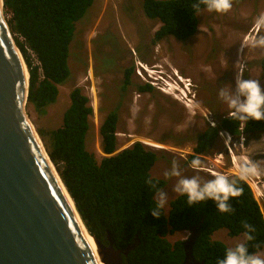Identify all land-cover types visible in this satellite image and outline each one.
<instances>
[{
    "label": "trees",
    "instance_id": "1",
    "mask_svg": "<svg viewBox=\"0 0 264 264\" xmlns=\"http://www.w3.org/2000/svg\"><path fill=\"white\" fill-rule=\"evenodd\" d=\"M94 1L4 0L10 30L30 75L27 107L38 116L57 102L59 86L71 79L69 60L77 22ZM242 1L233 0V3ZM196 2L142 0L144 15L161 24L153 42L170 37L183 42L191 39L198 31V16L206 9L201 5L199 12L194 10L192 4ZM109 63L114 65L115 62L110 60ZM261 66L264 71V57ZM131 83L126 73L121 88L126 89ZM139 91L152 92L153 87L145 84L139 86ZM92 115L89 97L81 88H75L70 93L62 125L48 131L38 128L37 133L91 236L108 246L110 235L116 250H125L138 240L128 256H123L126 264H183V241L171 243L168 236L189 232L193 227H200L193 248L194 258L204 264H219L228 247L214 240L213 235L223 228L231 237L244 234V221L256 229L252 233L255 241L249 242V254L264 249L253 247V244L264 245V210L247 181H238L242 195L230 200L232 213H221L212 200L188 206L187 197L179 195L170 203L168 215L162 214L157 219L150 210L155 204L156 191L146 181L151 179L162 190L167 185L165 180L151 174L158 154L141 142L117 153L118 113L113 110L99 130L105 156L98 160L86 148ZM220 132L233 138L259 139L264 136V121L246 122L228 116L223 117L216 128L209 126L197 136H186L187 141L196 143L190 161L207 153Z\"/></svg>",
    "mask_w": 264,
    "mask_h": 264
},
{
    "label": "rangeland",
    "instance_id": "2",
    "mask_svg": "<svg viewBox=\"0 0 264 264\" xmlns=\"http://www.w3.org/2000/svg\"><path fill=\"white\" fill-rule=\"evenodd\" d=\"M261 13L264 0L233 3L232 10L224 14L205 9L198 16V31L191 39L183 42L170 37L155 44L154 35L161 24L144 15L142 0H95L77 22L69 60L71 79L59 86L57 102L42 116L26 105L29 120L36 131L59 127L70 104V93L81 88L93 107L86 148L101 160L105 155L99 130L107 113L119 103L115 93L123 84L125 56L135 52L139 58L135 68L141 76L135 74L133 81L137 86L150 84L153 91L138 96L135 85L129 91L135 95L127 101L122 99L117 153L141 142L158 154L152 176L167 182L163 190L168 195L169 213L170 203L180 195L173 191L180 178L195 176L206 182L218 174L238 176L240 157L264 162V136L228 138L226 132H220L208 152L198 156L200 166L193 168L189 158L196 143L185 138L197 136L209 126L216 128L223 117H228L230 109L219 98V91L228 85L235 91L237 63H245V79H259L264 88V49L242 48L246 39L264 35V29H256L254 23ZM5 16L9 18V14ZM173 160L181 177L164 175L171 170ZM247 182L264 210V173ZM188 236V231L178 232L168 240L185 241ZM213 239L228 248L245 242L244 234L231 237L224 228Z\"/></svg>",
    "mask_w": 264,
    "mask_h": 264
},
{
    "label": "water",
    "instance_id": "3",
    "mask_svg": "<svg viewBox=\"0 0 264 264\" xmlns=\"http://www.w3.org/2000/svg\"><path fill=\"white\" fill-rule=\"evenodd\" d=\"M30 75L0 8V264H126L136 242L116 250L88 232L26 113ZM200 227L183 241L193 256ZM89 239L104 252L98 259Z\"/></svg>",
    "mask_w": 264,
    "mask_h": 264
},
{
    "label": "clouds",
    "instance_id": "4",
    "mask_svg": "<svg viewBox=\"0 0 264 264\" xmlns=\"http://www.w3.org/2000/svg\"><path fill=\"white\" fill-rule=\"evenodd\" d=\"M4 0H0V8L3 7ZM201 5L205 6L209 12L227 13L232 10L233 0H197L192 4V8L200 11ZM256 29H264V13L255 18ZM264 49V35H255L246 39L242 43V48ZM238 71L235 77L236 88L232 90L231 85L222 87L219 91V98L223 101L230 111L228 116L239 121H264V88L261 87L259 79H245L244 73L246 65L239 62ZM261 161L242 158L236 179H229L224 174H218L213 179L201 182L199 177L180 178L173 191L187 197L188 206H194L201 202L212 200L216 203L218 211L221 213H232L234 209L230 204L232 198L242 195V188L238 187V181H247L264 173ZM200 166L199 159L192 161V167ZM166 177H181V171L177 161H172L170 171L164 173ZM156 191L155 204L151 207L153 217L159 219L161 215H167L168 195L164 190L159 189L157 184L151 179L146 181ZM246 230L244 237L246 242L236 244L226 250L225 256L219 264H264V251H256L249 254V242L255 241L252 235L256 231L255 227L247 221L242 222ZM254 248L264 247L261 244H253Z\"/></svg>",
    "mask_w": 264,
    "mask_h": 264
},
{
    "label": "flooded vegetation",
    "instance_id": "5",
    "mask_svg": "<svg viewBox=\"0 0 264 264\" xmlns=\"http://www.w3.org/2000/svg\"><path fill=\"white\" fill-rule=\"evenodd\" d=\"M138 60H139V58H138V56L136 55L135 52H129L125 56V65L123 64L122 68H121V70H122L121 72L123 74V80H124L125 74L129 73L132 83L130 85H128L126 89H122L121 86H120L119 90L118 89L116 90L115 95L116 94L117 95H116L115 100H117L118 98H120V100H119V103H117V104H115L113 106V109H111L110 112L113 111V110L117 111V113H118V123L120 121V108H121L122 99L127 101L129 97H133V95H135V94L131 95L129 93V91L132 89L133 86H135V85L137 86V84L134 83V81H135V74L140 75V72H139L140 70H138V69L136 70V68H135V64L137 63ZM138 65L140 66V63ZM144 85L145 84H140V85L137 86L138 96H140L141 94H144V92H140L139 91V86H144ZM117 102H118V100H117ZM123 107H124V105L122 106V108ZM161 110H163L162 106H161ZM161 110L158 113H160Z\"/></svg>",
    "mask_w": 264,
    "mask_h": 264
},
{
    "label": "bare ground",
    "instance_id": "6",
    "mask_svg": "<svg viewBox=\"0 0 264 264\" xmlns=\"http://www.w3.org/2000/svg\"><path fill=\"white\" fill-rule=\"evenodd\" d=\"M26 110H27V109H26ZM27 114H28V113H27ZM161 147H162V146H160L159 148L161 149ZM240 159L242 160L241 157H240ZM248 184H249V183H248ZM259 186H260V185H259ZM252 187H253V186H252ZM262 188H264V187H262ZM89 242H90V245H91V248H92L93 252L96 253V255H97V257H98L99 260H100V255H99V254H101V256L105 257L104 252L100 251V250L97 248L95 242H94L92 239H89ZM100 264H104V263L101 262Z\"/></svg>",
    "mask_w": 264,
    "mask_h": 264
},
{
    "label": "built area",
    "instance_id": "7",
    "mask_svg": "<svg viewBox=\"0 0 264 264\" xmlns=\"http://www.w3.org/2000/svg\"><path fill=\"white\" fill-rule=\"evenodd\" d=\"M228 138H230V135L228 134Z\"/></svg>",
    "mask_w": 264,
    "mask_h": 264
},
{
    "label": "crops",
    "instance_id": "8",
    "mask_svg": "<svg viewBox=\"0 0 264 264\" xmlns=\"http://www.w3.org/2000/svg\"><path fill=\"white\" fill-rule=\"evenodd\" d=\"M153 169H154V167H153ZM153 169H152V170H153ZM151 174H152V172H151Z\"/></svg>",
    "mask_w": 264,
    "mask_h": 264
}]
</instances>
